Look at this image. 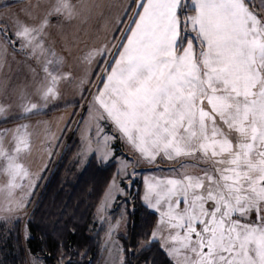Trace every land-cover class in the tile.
<instances>
[{"label":"snow or ice","instance_id":"1","mask_svg":"<svg viewBox=\"0 0 264 264\" xmlns=\"http://www.w3.org/2000/svg\"><path fill=\"white\" fill-rule=\"evenodd\" d=\"M41 7L35 25L0 18V59L11 45L40 61L47 101L68 75L47 29L76 8L37 0L26 14ZM122 11L113 39L83 59L97 65V118L117 133L103 139L174 165L145 178L142 200L157 216L149 243L167 264H264V0H131ZM7 111L0 104V121ZM27 127L0 133V191L9 197L32 184Z\"/></svg>","mask_w":264,"mask_h":264},{"label":"trees","instance_id":"2","mask_svg":"<svg viewBox=\"0 0 264 264\" xmlns=\"http://www.w3.org/2000/svg\"><path fill=\"white\" fill-rule=\"evenodd\" d=\"M66 131L63 140L67 139V145L63 140L59 143L63 151L50 162L31 197L28 217L16 220L8 237L1 240L0 264H28L29 257L43 264H101L103 260L105 229L101 226L94 230L93 221L117 174V163L111 160L102 164L93 157L83 171H78L72 162L77 135L73 132L67 136ZM139 180L132 184L130 198L123 200L127 233L117 238L124 264H167L157 244L149 243L157 216L143 205ZM141 243L147 245L141 247Z\"/></svg>","mask_w":264,"mask_h":264},{"label":"rangeland","instance_id":"3","mask_svg":"<svg viewBox=\"0 0 264 264\" xmlns=\"http://www.w3.org/2000/svg\"><path fill=\"white\" fill-rule=\"evenodd\" d=\"M17 6L18 8L9 11L6 17L14 16V18H16L18 17L15 16L16 12L21 16L23 9L28 8L31 5L16 4L15 7ZM22 17L24 18V16ZM17 52H19L22 57L19 60L20 63H15V67L13 66V68H15L16 71H19L21 76L16 80L14 85L16 96L13 102L8 105L7 116L8 120L11 121L20 119L24 112L23 107L19 105V92L22 90L23 84L28 83L30 86L38 79L37 75L34 73L29 74L28 77L24 76L27 66H29V69L30 66L31 68L35 67L34 64L28 62H34V60L27 57V54L22 51ZM94 67H97V65L95 64ZM95 70L92 75L96 77ZM30 71L31 70L28 72L30 73ZM70 77L71 78L61 79V86L57 89L58 94H60L58 100L54 99L49 101L46 106L49 107V109L44 113L41 112V129L44 122L46 124L48 123L49 127L55 129V131H59L61 126L67 124V131L65 130L67 133L66 135L69 136L73 132L77 135L78 146L77 151L72 158V162L77 165L78 171H83L93 157L102 164L111 160H114L117 163V174L107 187L96 210L93 228L94 230H97V228L103 226L105 229L103 235L104 256L101 264H124L123 249L117 236L125 235L127 233V216L124 201L125 199L130 198L132 184L137 179H140L139 181L142 182L141 201L143 203L142 196L146 189L145 178L151 180L153 175H164L165 173L158 172L157 169H167L174 165L169 162L161 161L159 158H157L155 163L149 162L142 158L131 145L120 139L109 140L106 142L103 139L105 135L113 136L117 135V133H115L114 128L111 125L105 124L97 118L99 113L97 112L94 98L96 96L97 87L100 84L99 78H96L95 80L93 78H86L85 73H78V71H76L75 75ZM98 129L99 131H97ZM64 133L57 143L64 142L63 145L66 146L67 144H65V141L67 139L65 138L63 140ZM49 141L51 142H47L46 144L48 147L49 145L51 146L53 141L52 138H49ZM53 144L54 142L52 145ZM64 146L61 145V147H59V144L57 145L55 143L54 147L56 149L52 154V160L54 158L56 159L62 153ZM126 173H135V176H130ZM29 179L32 182L31 187L26 184L23 190L17 191L18 188L15 189L13 205L8 204L7 206H0V249L2 247L1 240L8 237V233L10 232L13 223L18 219H26L30 213L27 206L34 194L33 192L36 186L42 178L41 175L35 176L33 174L32 176L30 175ZM129 185L131 186L129 187ZM21 199L24 200L23 206L16 208V202H19ZM143 205L146 207L144 203ZM9 206L13 208V211L8 212L2 210ZM146 245L147 243H141V247H145ZM28 264L43 263L40 260L29 257Z\"/></svg>","mask_w":264,"mask_h":264},{"label":"crops","instance_id":"4","mask_svg":"<svg viewBox=\"0 0 264 264\" xmlns=\"http://www.w3.org/2000/svg\"><path fill=\"white\" fill-rule=\"evenodd\" d=\"M36 3L37 0H1L0 18L5 20L8 26H11V22L15 18L14 16L11 17L10 14V17H6V15L9 11L18 8V6L15 7L16 4L35 5ZM71 3L76 8L75 17L70 21L64 20L63 18H53L51 25L47 29L46 42L55 48L59 56L63 57V63L59 70L60 74H68L66 78H71L70 76L75 75L76 71H78V73H85L86 78H93L95 80L97 76L92 75L96 69L94 67L95 63H87L83 57L91 49L99 48L101 45L113 39V35L118 27L119 18L123 15L122 10L131 3V0H71ZM29 8L23 9L21 16H19L18 12H16L15 16H18L26 24H38L40 17H42L45 11V7L37 9L32 18L25 11ZM21 57L22 55L9 45L7 55L0 59V104L7 106V109L8 105L13 102L16 96L14 85L16 80L21 76V73L16 71L13 66L15 67V63H20L19 60ZM27 57L29 56L27 55ZM30 58L34 62H28L34 64L35 67L31 68L30 66L29 69V66H27L24 76L28 77L29 74L34 73L38 79L30 86L28 83L23 84L22 90L19 92V105L27 106L34 103L38 108L32 110L30 113L23 112L20 119L0 121V133L5 129H17L20 125L28 126L26 130L22 129L20 132L21 135L30 140V149L23 156L24 163L30 170L31 176L33 174L35 176L41 175L42 178V175H44L52 161L51 157L56 149L54 147L55 143L57 145L59 144L57 141L61 139L67 124L61 126L59 131H55V129L49 127L48 123L46 124L44 122L41 129V112H46L49 109V107H46L48 102L54 99L58 100L60 94L55 98H49L47 101L42 99V89L50 85L49 82L44 80L41 62L33 57ZM29 70H31L30 73L28 72ZM60 86L61 79H58L54 85L55 90L57 91ZM49 138H52V143L54 142V144L52 145L51 143V146L49 145L48 147L46 145L47 142H51ZM5 182L6 178L0 177V185H3ZM20 190L18 188L17 191ZM14 199L15 190L11 197L8 196L7 189L0 191V206L13 205Z\"/></svg>","mask_w":264,"mask_h":264}]
</instances>
